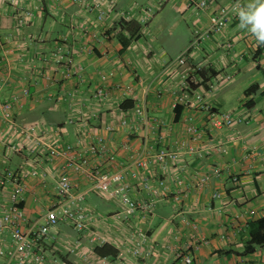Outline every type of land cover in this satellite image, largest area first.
<instances>
[{"label": "crops", "instance_id": "obj_1", "mask_svg": "<svg viewBox=\"0 0 264 264\" xmlns=\"http://www.w3.org/2000/svg\"><path fill=\"white\" fill-rule=\"evenodd\" d=\"M7 1L0 0V37L6 48L14 50L10 58L16 69L12 76L0 74L1 101L21 94L23 86L30 88V97L22 98L16 107V122L40 124L46 128L51 143H75L80 129L104 137L108 149L118 154L115 164L83 150L80 160L89 159L92 165L108 172L123 170L144 153L148 166L140 170L141 176L155 184L161 177L170 188L162 191L157 210L147 221L132 219L128 223L116 216L124 211L118 200L107 199L93 182L68 171L75 190L88 193L84 206L93 222L82 234H77L71 225L61 224L53 232L54 239L43 244L48 264H102L100 258L117 262L119 250L131 248L136 238L133 234L137 236L140 231L148 237L144 250L151 254L133 258V263L184 264L177 258L178 252L183 251L192 256L193 264H264V245L252 254L245 253L249 226L264 218V46L259 47L260 51L254 50L255 39L234 21L223 32L213 33L192 53L186 66L169 68V63L191 44L196 29L207 28L210 16L234 0H209L203 10L196 7L200 0H166L162 6H158L160 0H103V19L95 5L97 0L81 5L72 0H21L24 7L35 10V17L19 35ZM147 8L156 12L144 25L138 19ZM63 38L74 54L73 67L84 66V76L64 79L49 64L48 74L53 80L33 82L31 73L23 72L21 58L31 61L40 54L51 53ZM19 42L23 47L17 50ZM228 44H233L232 49L227 48ZM196 68H201L203 78L195 73ZM102 73L110 76L105 84L99 79ZM196 75L200 83L195 80ZM184 78L190 82L186 94L191 97L201 93L202 103L191 107L179 103L177 97ZM101 86L108 90L109 97L98 105L92 95ZM71 94L79 98L74 101ZM138 104L144 106L151 122L162 123L150 130L147 138L132 112ZM211 112H231L244 121L214 130ZM125 117L130 128L118 125ZM85 118L88 121H83ZM70 119L77 125L70 124ZM110 123L116 127L111 135L105 131ZM190 126L202 131L198 141L187 134ZM1 131L11 130L0 122ZM182 141L198 147L199 153L185 152L180 167H172L167 161V171L161 172L153 162L156 152L163 147L171 150ZM124 144L129 150H121ZM25 161L32 165L24 166ZM62 165L60 160L51 162L46 150L26 156L9 155L0 142V175L6 170L16 173L32 167L47 172L26 181L21 207L28 214L29 225H40L57 201ZM205 174L210 178L198 188L199 177ZM176 177L181 178V184L175 181ZM128 180L134 183L133 198H148L135 181L129 177ZM172 193H181V199L175 202ZM215 194L219 196L214 197ZM8 195L9 189L0 190V215L7 210ZM94 231L109 241L106 246L112 255H98L97 249L103 247L95 249L90 242ZM0 239V264H5L2 254L12 244L10 232ZM77 239L81 244H76ZM74 248L79 250L76 254L70 252Z\"/></svg>", "mask_w": 264, "mask_h": 264}, {"label": "built area", "instance_id": "obj_2", "mask_svg": "<svg viewBox=\"0 0 264 264\" xmlns=\"http://www.w3.org/2000/svg\"><path fill=\"white\" fill-rule=\"evenodd\" d=\"M73 3L83 4L88 0H72ZM8 3L12 6L14 27L17 30V34H21L24 27L35 17V10L26 8L21 4V0H8ZM95 5L99 9V16L103 19L106 16L103 0L95 1ZM166 0H160L158 6H162ZM209 0H200L196 3V7L199 10L206 9L209 5ZM246 3V0H234L232 3L220 7L209 18V24L207 28H198L194 33V39L191 44L185 48L179 56L169 63L171 67H184L190 59L192 53L199 49L203 43L212 37L213 33H220L226 30L232 22H237L235 7L237 3ZM154 8H147L144 15L139 18L141 24H147L153 17ZM133 17V14L131 15ZM127 19H130V14ZM11 42V40H6ZM67 39L63 38L62 42L56 47L54 51L48 54H40L36 59L28 61V58L23 56L21 58V67L23 72H30V77L33 82L37 84L40 81L51 82L53 79L48 74L47 66L53 64L55 71L58 70L64 79H70L72 77L82 78L84 75V66H74V54L67 46ZM16 49H21L23 43L16 44ZM233 44H228L227 48L232 49ZM254 50H258L257 42L255 40ZM0 50L2 56L0 57V74L4 73L8 76H12L16 67L10 58V54L13 53V49L6 48V44L0 37ZM255 52V51H254ZM27 63V65H26ZM202 72L201 68H196L195 73L198 75ZM196 75L195 80L200 83L199 76ZM108 74H100L99 79L101 84H105L109 79ZM82 80V79H81ZM28 79L26 80L27 84ZM189 80L187 78L182 79L180 82L179 93L177 97L179 103L184 104L187 107H191L195 104L203 102V96L201 93L196 92L193 96L186 94L187 88H189ZM215 81L211 82V88H214ZM178 92H174V95H178ZM2 89L0 88V106L1 116L0 122L7 126L11 131L0 132V142L3 143L7 153L9 155L20 154L26 156V154H35L38 152L47 151V157L50 161L60 160L62 162L63 176L58 180L57 187V201L54 202L50 209L47 210L45 215L40 220L41 224L29 225L28 214L21 207L24 202L25 190L27 188L26 181L31 176H37L44 172V176L47 174L42 168L32 167L31 169L22 168L16 173L6 170L0 175V190L9 189V201L7 203V210L0 215V238L10 232L12 244L9 249H4V263L5 264H48L46 256L43 251V244L46 240H53L54 234L61 224H68L73 227L77 234H82L89 230L93 219L90 213L85 208L88 193L78 192L75 190V185L72 183L68 176V171H73L75 174L83 176L89 182L94 183V188L101 192L107 199L118 200L123 206V214H117L119 220L124 222H131L133 219H140L147 221L151 215H154L158 207V199L162 194V191H169V184L161 177L155 184L148 177L141 176L140 170L148 166V160L145 159L144 153L138 154L134 160L123 168L121 171L108 172L103 170L99 165H92L89 159L80 160V154L83 150L85 154L89 156L106 157L110 162H117V153L108 149L104 137H96L90 134L84 133L85 129L77 135L78 139L75 143L63 144L62 142L51 143L48 140V133L46 128H43L37 123L20 124L15 120L16 107L22 103V98L30 97V88L23 86L21 94H14L9 100L1 101ZM71 99L74 101L79 98L76 94H71ZM109 93L103 86L93 91V102L98 105L104 104L108 100ZM98 108L95 107V110ZM133 115L140 121L146 138L149 136L150 130L155 126L159 127L162 123L157 121H150L148 119L146 109L142 104H138L132 109ZM97 113V112H93ZM95 116V115H94ZM83 121H88L85 118ZM244 119L241 116H237L231 112L227 113H215L210 114V123L214 130H220L225 127H231L237 123L243 122ZM70 124L75 123L74 119L69 120ZM82 123V122H78ZM76 124V123H75ZM77 125V124H76ZM82 125V124H81ZM119 127L130 128V121L128 118L121 119L119 121ZM86 127L84 124L80 126ZM133 127L132 129H134ZM139 129V126H136ZM105 131L110 135L116 132V127L113 123L106 126ZM187 134L192 135L193 141H198L202 136V131L195 127L190 126L187 128ZM9 139V140H8ZM162 139V138H161ZM8 140V141H7ZM147 144V141L145 142ZM121 150L127 151L129 147L124 144ZM185 152L191 154L199 153L198 147L191 146L187 141H182L176 144L171 150L168 148H161L154 156L153 162L160 166L161 172H166L168 168L167 161L170 162L172 167H180L182 165V156ZM32 165L25 161L24 166ZM135 167V170L133 168ZM185 168V166H182ZM128 177L135 181L137 185L148 194V198L135 199L133 198L134 183L128 180ZM210 176L205 174L198 180V188H202L209 180ZM181 178L176 177L175 181L181 184ZM140 180V182H139ZM174 201L178 202L181 199V193H176ZM219 196L215 194L214 197ZM29 225V227H28ZM137 236L139 237L137 239ZM134 235L131 248L120 249L117 254V262L111 258H100L102 264H137L133 263L131 259H138L144 256H149L151 252L144 250V246L148 241L146 233L139 232ZM91 243L97 247L106 246L109 241L103 236H100L95 231L91 234ZM76 244H81L80 239H77ZM99 247V248H100ZM2 243L0 239V250H2ZM77 249H71L72 254L77 253ZM177 258L184 264H193L192 256L186 252L179 251Z\"/></svg>", "mask_w": 264, "mask_h": 264}, {"label": "clouds", "instance_id": "obj_3", "mask_svg": "<svg viewBox=\"0 0 264 264\" xmlns=\"http://www.w3.org/2000/svg\"><path fill=\"white\" fill-rule=\"evenodd\" d=\"M235 11L238 27L256 40L257 47L264 46V0H246L243 4L238 2Z\"/></svg>", "mask_w": 264, "mask_h": 264}, {"label": "trees", "instance_id": "obj_4", "mask_svg": "<svg viewBox=\"0 0 264 264\" xmlns=\"http://www.w3.org/2000/svg\"><path fill=\"white\" fill-rule=\"evenodd\" d=\"M254 61H256V58H254ZM258 69H260V68H258ZM200 74L203 78V72H201ZM122 107L125 109V106H122ZM249 232H250L249 233L250 237H249V240L245 244V253L246 254H252L256 251V249H258L264 245V218L253 222L249 226ZM108 250H109L108 247L104 246L102 249H97V253H98V255H100L102 257L112 255V254H109L110 252H108ZM115 254H116V252H114L113 256Z\"/></svg>", "mask_w": 264, "mask_h": 264}, {"label": "rangeland", "instance_id": "obj_5", "mask_svg": "<svg viewBox=\"0 0 264 264\" xmlns=\"http://www.w3.org/2000/svg\"><path fill=\"white\" fill-rule=\"evenodd\" d=\"M176 59V58H175Z\"/></svg>", "mask_w": 264, "mask_h": 264}]
</instances>
